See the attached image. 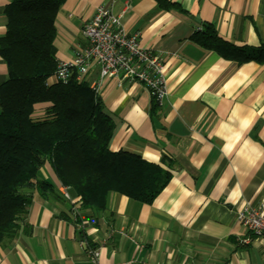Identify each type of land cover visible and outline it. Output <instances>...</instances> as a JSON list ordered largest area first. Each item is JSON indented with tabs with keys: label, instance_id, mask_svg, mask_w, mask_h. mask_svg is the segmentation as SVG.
<instances>
[{
	"label": "crops",
	"instance_id": "0c3cea01",
	"mask_svg": "<svg viewBox=\"0 0 264 264\" xmlns=\"http://www.w3.org/2000/svg\"><path fill=\"white\" fill-rule=\"evenodd\" d=\"M11 1L0 0V37ZM171 1L188 14L155 0H66L54 42L58 61H70L98 7L124 11V27L162 57L168 93L153 111L142 84L104 79L99 93L115 123L109 147L165 167L170 181L151 204L110 192L95 211L66 186L65 198L47 162L40 177L55 188L35 192L26 224L0 246V264H264V241L244 242L250 235L237 221L239 211L264 201V63L226 59L191 39L209 21L238 46L264 44V0ZM98 70L87 76L91 83ZM7 79L0 55V86ZM88 248L99 251L97 262Z\"/></svg>",
	"mask_w": 264,
	"mask_h": 264
},
{
	"label": "trees",
	"instance_id": "16d2710c",
	"mask_svg": "<svg viewBox=\"0 0 264 264\" xmlns=\"http://www.w3.org/2000/svg\"><path fill=\"white\" fill-rule=\"evenodd\" d=\"M65 1L12 0L6 6L7 30L0 37L8 66L0 86V246L11 244L26 224L35 192L44 196L54 190L40 177L47 162L83 208L95 211L106 208L110 192L151 204L171 178L165 167L139 154L110 149L115 123L87 76L53 79L59 63L55 20ZM155 1L188 14L171 0ZM191 39L226 59L264 63V44L238 46L213 22H201ZM42 104L44 114L36 116ZM152 106L153 111L160 106L154 95Z\"/></svg>",
	"mask_w": 264,
	"mask_h": 264
},
{
	"label": "built area",
	"instance_id": "2783aa9c",
	"mask_svg": "<svg viewBox=\"0 0 264 264\" xmlns=\"http://www.w3.org/2000/svg\"><path fill=\"white\" fill-rule=\"evenodd\" d=\"M123 16L124 11L116 13L110 7H98L92 19L82 27L85 43L77 48L72 60L59 61L53 79L67 82L75 75L77 80H82L96 65L98 78L91 86L97 93L106 78L115 79L119 85L127 81L138 82L161 104L168 93L163 59L142 46L139 32H129L124 27ZM64 188V196L70 200L68 190ZM237 221L250 235L244 242L251 236L264 241V201L260 206L248 205L239 211ZM83 244L87 243L84 241ZM86 253L92 262H97V249L88 248Z\"/></svg>",
	"mask_w": 264,
	"mask_h": 264
}]
</instances>
